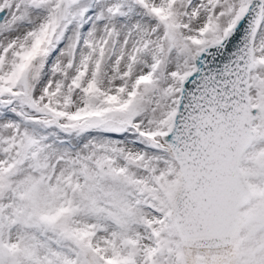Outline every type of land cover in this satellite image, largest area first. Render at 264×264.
Listing matches in <instances>:
<instances>
[{
	"label": "snow or ice",
	"instance_id": "1",
	"mask_svg": "<svg viewBox=\"0 0 264 264\" xmlns=\"http://www.w3.org/2000/svg\"><path fill=\"white\" fill-rule=\"evenodd\" d=\"M0 264H264V0H0Z\"/></svg>",
	"mask_w": 264,
	"mask_h": 264
}]
</instances>
